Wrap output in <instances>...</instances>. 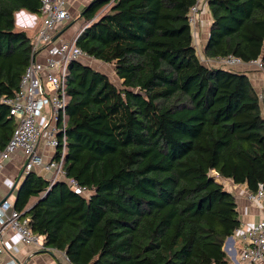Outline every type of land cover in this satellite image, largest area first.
I'll return each instance as SVG.
<instances>
[{
    "label": "trees",
    "instance_id": "16d2710c",
    "mask_svg": "<svg viewBox=\"0 0 264 264\" xmlns=\"http://www.w3.org/2000/svg\"><path fill=\"white\" fill-rule=\"evenodd\" d=\"M195 2L90 0L79 11L87 23L76 44L113 63L121 81L79 60L68 66L63 168L91 193L24 174L13 205L43 236L42 251L72 264H228L237 202L209 172L264 188L263 105L245 71L201 59L188 19ZM206 3L203 55L264 63V0ZM40 6L0 0V96L18 88L30 58L15 12ZM8 115L0 102V149L15 127Z\"/></svg>",
    "mask_w": 264,
    "mask_h": 264
},
{
    "label": "built area",
    "instance_id": "2783aa9c",
    "mask_svg": "<svg viewBox=\"0 0 264 264\" xmlns=\"http://www.w3.org/2000/svg\"><path fill=\"white\" fill-rule=\"evenodd\" d=\"M68 2L69 0H41L40 12L37 14L40 23L33 37L29 62L20 77L18 88L11 94L3 93L0 96V102L8 106V116L15 121L9 140L0 149V169L20 149L24 155L20 165L21 175L39 167L51 172V176L47 178L50 183L62 179L74 192L89 196L91 189L78 183L75 178L66 176L63 168L67 150L65 127L68 95L65 82L68 66L74 60L87 63L93 58L76 44V38L83 28L73 36H62V30L70 17ZM203 2L206 4V0H196L188 11L193 43L198 48L201 59L205 62L214 59L216 64L235 69L243 64L253 65L264 71V63L260 57L244 61L232 54L219 58H206L203 55L204 45L200 43L197 27L198 10ZM258 96L264 106V85ZM40 141L50 151L41 150ZM43 151H46L47 158ZM216 174L218 175L217 172ZM247 196L252 201H258L264 198V188L259 185L256 191H250ZM4 228L12 229L24 243L43 247L42 235L30 229L29 217L21 216V211L8 198L0 200V239ZM240 236L243 243L237 264L263 263L264 217L248 225ZM3 250L0 244V253ZM0 264L17 263L10 259Z\"/></svg>",
    "mask_w": 264,
    "mask_h": 264
},
{
    "label": "crops",
    "instance_id": "0c3cea01",
    "mask_svg": "<svg viewBox=\"0 0 264 264\" xmlns=\"http://www.w3.org/2000/svg\"><path fill=\"white\" fill-rule=\"evenodd\" d=\"M90 0H69L68 2V9L71 12V10H76L75 6L80 5L83 7L85 4H87ZM206 6V31L203 32L202 29H199L201 31L200 33V39L201 42L205 43L208 35L209 30V24L211 21V16ZM80 11V10H79ZM19 14L23 17H27L28 23L25 22L26 19H21L20 24L17 23L16 15ZM19 16L18 18H20ZM35 20H34V18ZM15 20H16V26L19 29L23 30H34L36 26L39 25L40 19L37 14L31 13L25 9H20L15 12ZM202 24V23H201ZM83 28V27H82ZM68 28L62 30V36L68 37ZM33 35V34H32ZM95 59V58H94ZM98 60V59H96ZM211 64H216L214 59H211ZM90 65L89 63H85ZM237 70L245 71L248 77L250 78L253 86L255 87L256 91L259 93L264 85V71L255 68L253 65H239ZM262 114L264 116V106L261 107ZM39 147L41 150L50 151V148L45 147L42 143V141L39 142ZM46 151H43V154L45 158ZM24 155L23 152L19 149L16 150L11 157L5 162L2 169H0V200L7 194V192L10 190L12 184L15 180H17V183L13 189V191L7 196V198L14 202L18 188L23 180V176L21 175L18 178V175L20 173V165L22 164ZM34 171L45 178H49L51 176V172H46L44 170L39 169V167H36ZM222 178V177H221ZM224 181V188L231 191L236 199L237 202V210L239 214L240 219V225L235 229L233 234L231 235V238L223 244L224 250L227 255L228 264H237V257L240 252V249L242 247V238H241V232L242 230L246 229L248 225L251 223L257 221L259 218L264 217V198H261L258 201H252L248 198V193L250 192L247 188L246 184L244 183H234L229 178H222ZM36 200V197H31L29 199V202L27 204V207L32 205L34 201ZM43 238V236L41 237ZM44 239V238H43ZM226 240V239H225ZM0 244L3 246L4 250L0 253V262L4 263L10 259H13L15 262L17 260L19 261H25V264H72L65 253L63 251L57 250V249H50V251H42L41 248L29 244L24 243L21 241L16 233L12 229L4 228L2 230ZM17 263V262H16ZM244 264V263H242ZM250 264H264V262H253Z\"/></svg>",
    "mask_w": 264,
    "mask_h": 264
},
{
    "label": "rangeland",
    "instance_id": "374dc122",
    "mask_svg": "<svg viewBox=\"0 0 264 264\" xmlns=\"http://www.w3.org/2000/svg\"><path fill=\"white\" fill-rule=\"evenodd\" d=\"M75 9L76 10H74V11L71 10L70 17H69L68 21L66 22V25L64 28V29L68 28V30H67L68 35H69L68 37L76 34L87 23L82 18H79V10H81L82 7L80 5H78V6H75ZM205 12H206V6H205V2H203L200 4V9L198 10L199 16H198V21H197L198 30L202 29L203 32L206 31V24H207ZM16 16H17L16 17L17 23H19V24H20L21 19L22 20L26 19L25 22L28 21L27 17L22 18V16L19 14H17ZM19 16H21V17L18 18ZM34 20H35V18H34ZM29 22L30 21H28V23ZM36 29H37V26L34 30H26L27 33L31 36L32 40H33V37L36 33ZM200 33H201V31L198 32L199 37H200ZM83 63H85V62H83ZM87 63H89L92 67L99 69L100 71H103L111 79V81L114 82L116 85L120 84L121 80L115 74L113 63L104 62L101 60H96L94 58H91L90 61ZM209 174L211 176H213L217 181L221 182L222 185H224L223 179L219 175H217L214 170H211L209 172Z\"/></svg>",
    "mask_w": 264,
    "mask_h": 264
},
{
    "label": "water",
    "instance_id": "95a60500",
    "mask_svg": "<svg viewBox=\"0 0 264 264\" xmlns=\"http://www.w3.org/2000/svg\"><path fill=\"white\" fill-rule=\"evenodd\" d=\"M58 34H59V32H58L56 35H58ZM56 35H55V36H56ZM137 92H138V93H142V91H140L139 88H137ZM21 173H22V170L20 171V173H19V175H18V178L20 177ZM211 177L214 178L213 176H211ZM214 179H215V178H214ZM16 183H17V180L14 181V183L12 184L10 190L7 192V194H6L2 199L7 198V196L13 191V189H14ZM43 194H44V193H43ZM43 194H42L39 198H41V197L43 196ZM30 206H31V205H30ZM30 206H29V207H30ZM29 207H27V209H28ZM230 238H231V235H229V236L226 238L225 242H227ZM225 242H224V244H225ZM223 249H224V247H223ZM16 262H17V264H25V261H19V260H17Z\"/></svg>",
    "mask_w": 264,
    "mask_h": 264
}]
</instances>
